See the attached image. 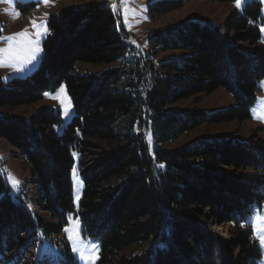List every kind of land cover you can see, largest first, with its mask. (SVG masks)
I'll return each mask as SVG.
<instances>
[{
  "label": "trees",
  "instance_id": "obj_1",
  "mask_svg": "<svg viewBox=\"0 0 264 264\" xmlns=\"http://www.w3.org/2000/svg\"><path fill=\"white\" fill-rule=\"evenodd\" d=\"M187 1L157 0L149 14L159 17ZM261 8L248 2L222 26L184 20L154 30V52L176 53L161 63L164 75L136 57L120 15L108 4L92 1L53 15L38 68L0 80V108L7 110L0 114V140L29 167L45 213L15 200L0 173V264H25L36 230L47 237L64 233L75 208L74 152L84 182L78 214L83 234L101 245L100 264H256L261 251L246 221L264 199V138L215 136L165 145L204 124L250 117L264 78ZM126 54L131 57L121 67L74 73L78 62L112 63ZM62 82L74 106L62 132L60 110L43 106L28 117L10 111L36 103ZM218 88L233 94L236 105L210 113L167 109ZM151 121L153 147L145 133ZM213 222L226 225L230 237L213 231Z\"/></svg>",
  "mask_w": 264,
  "mask_h": 264
},
{
  "label": "rangeland",
  "instance_id": "obj_2",
  "mask_svg": "<svg viewBox=\"0 0 264 264\" xmlns=\"http://www.w3.org/2000/svg\"><path fill=\"white\" fill-rule=\"evenodd\" d=\"M98 1L108 4L112 9L116 5L119 12H117L122 21V26L127 35L128 44L134 49V54L138 59L147 65L150 72H153L152 67L155 68L154 72H160L161 63L176 55L173 52H154V47L149 42L150 34L159 28L176 24L184 20H204L214 25H224L229 15L235 11L242 12L243 8L248 2L253 0H241V7L238 9L235 0L230 2L221 3L213 0H188L184 7L163 14L159 17L152 18L149 14V5L157 0H49L47 5L44 0H0V37H8L14 33H20L27 29V39H30L33 44H38L40 49L36 54V58L24 68L23 71H17L14 67L0 66V80L7 83L12 78H24L32 74L39 66L43 56V43L50 34L49 21L51 17L59 13L62 9L68 6H83L89 2ZM261 3V19L257 25L260 29L264 28V0H256ZM131 9V11H126ZM19 14L18 16L16 14ZM47 14V15H45ZM35 20L37 25L46 23L47 32L43 29L33 27L32 21ZM262 43H264V31H262ZM39 33V35L37 34ZM24 40V38H19ZM8 44L0 39V48H6ZM131 55H125L118 61L112 63H88L78 62L75 65L74 73L87 74V73H101L109 68L121 67ZM166 74V73H165ZM61 86L64 91L60 93ZM117 89H122L117 86ZM56 96L59 93V98L52 99L48 96L37 101L29 106H19L11 108L13 114L20 116H30L35 111L43 106H49L55 110H60L62 113L63 122L58 127V131L62 132L63 128L72 120L74 115V106L72 99L69 95L67 86L64 82L58 85L55 89L45 91ZM257 99L255 104L251 107V115L244 122L231 121L221 124L207 125L185 132L174 139L170 144L165 145L167 148H177L187 143L194 142L206 137L215 136H231L235 139L242 141H249L254 137L264 138V120L255 117L264 116V78L258 82ZM63 101V104L61 103ZM236 105V99L224 88H218L211 94H198L189 98L182 99L169 105L167 109L170 110H187L193 108H201L207 113L212 111L226 109L230 106ZM69 109V115L65 116L64 108ZM6 108H0V114L6 112ZM122 122L120 123V126ZM147 134V142L153 147L155 141V129L151 121ZM149 137L151 142H149ZM74 156V166L72 169V182L74 186V205L75 208L68 214V224L61 236L47 237L43 234L42 230H36V239L33 247L30 249V254L26 257L25 264H72L65 250L63 239L66 238L70 244L72 254L75 257L77 264H89L88 260L79 259V254L74 253L73 241L77 242V246L85 253H92L91 245L95 244L98 251L92 253L95 256L94 264H100L101 261V245L98 241L83 234L81 220L79 216L80 201L83 194L84 182L80 176V154L77 152ZM18 151L9 146L5 141L0 140V173L5 177L7 186L10 189L12 197L24 203L28 209L36 214L45 215L44 212L39 210L37 205V194L35 186L31 183L30 170L24 160L17 156ZM11 177L19 181L18 187H13ZM0 192V197L2 196ZM79 197V199H77ZM257 215L264 216V199L261 206L256 205L253 208L252 214L248 217L246 225L251 226L253 230V237L260 248L261 255L256 264H264V247L256 239L254 231L256 226L255 217ZM211 229L218 235L228 239L230 233L226 225H217L214 222L210 225ZM72 237V240L69 239Z\"/></svg>",
  "mask_w": 264,
  "mask_h": 264
},
{
  "label": "snow or ice",
  "instance_id": "obj_3",
  "mask_svg": "<svg viewBox=\"0 0 264 264\" xmlns=\"http://www.w3.org/2000/svg\"><path fill=\"white\" fill-rule=\"evenodd\" d=\"M9 2H11V0H9ZM48 3L49 0H44L45 5H47ZM235 4L239 9L241 7V0H235ZM113 11L119 12L120 9H118L116 5H113ZM126 11H131V9H126ZM16 15L18 16L19 14L17 13ZM32 25L33 27L43 29L45 33L47 32L46 23L42 22L37 25L36 21L33 20ZM261 30L264 31V28H262ZM37 34L39 35V33ZM27 36V29H25L20 33H14L13 35L8 37H0V39L4 40L8 44V47L0 48V66L14 67L17 69V71H23L27 64L31 63L36 58L37 52L40 51L38 44H33L30 39H27ZM19 38H24V40H20ZM63 91L64 88L63 86H61L60 93H63ZM44 95L52 99L59 98V93L56 96H53L50 93H45ZM61 103L63 104V101H61ZM64 114L65 116H68L70 114L67 107L64 108ZM255 118L264 120V116H258ZM149 142H151L150 137ZM75 155L76 153H73V156ZM160 167H163V165H160ZM9 178L12 180L13 187L19 186V181L11 177L10 173ZM77 199H79V197H77ZM255 220L256 226L254 231L256 233V239L259 241L260 245L264 247V216L257 215L255 217ZM65 231L68 232L69 229H65ZM69 239L72 240V237L69 236ZM91 249L92 253L98 251V248L95 244L91 245ZM72 250L74 253L79 254V259L88 260L89 264H94L95 256L92 253H85L83 250H81L77 246L76 241H73Z\"/></svg>",
  "mask_w": 264,
  "mask_h": 264
}]
</instances>
